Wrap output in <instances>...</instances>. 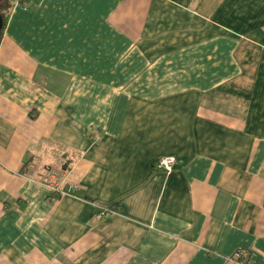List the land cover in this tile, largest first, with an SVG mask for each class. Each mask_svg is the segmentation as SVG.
<instances>
[{
	"label": "crops",
	"instance_id": "1",
	"mask_svg": "<svg viewBox=\"0 0 264 264\" xmlns=\"http://www.w3.org/2000/svg\"><path fill=\"white\" fill-rule=\"evenodd\" d=\"M241 249L264 263V0L16 1L0 264H234Z\"/></svg>",
	"mask_w": 264,
	"mask_h": 264
},
{
	"label": "built area",
	"instance_id": "2",
	"mask_svg": "<svg viewBox=\"0 0 264 264\" xmlns=\"http://www.w3.org/2000/svg\"><path fill=\"white\" fill-rule=\"evenodd\" d=\"M176 159L171 155L161 156L157 161V167L163 169L164 171L170 172L174 168ZM44 183L49 186L51 190L55 193L59 192L60 194L70 193L75 194V191L78 189L76 185L70 184L66 187H63L58 179V174L51 172L44 178ZM53 199L57 198L52 196ZM104 211H99L96 215L97 218H101L104 215ZM234 264H264L263 262H256L250 256L249 251L247 250H237L230 258Z\"/></svg>",
	"mask_w": 264,
	"mask_h": 264
},
{
	"label": "trees",
	"instance_id": "3",
	"mask_svg": "<svg viewBox=\"0 0 264 264\" xmlns=\"http://www.w3.org/2000/svg\"><path fill=\"white\" fill-rule=\"evenodd\" d=\"M16 1H24V0H1L0 2V11L3 17V28L0 32V44L2 42L3 39V35H4V31H5V26L9 20L12 8L15 4Z\"/></svg>",
	"mask_w": 264,
	"mask_h": 264
},
{
	"label": "water",
	"instance_id": "4",
	"mask_svg": "<svg viewBox=\"0 0 264 264\" xmlns=\"http://www.w3.org/2000/svg\"><path fill=\"white\" fill-rule=\"evenodd\" d=\"M0 2H1V0H0ZM3 25H4L3 17H2L1 11H0V32H1L2 28H3Z\"/></svg>",
	"mask_w": 264,
	"mask_h": 264
}]
</instances>
